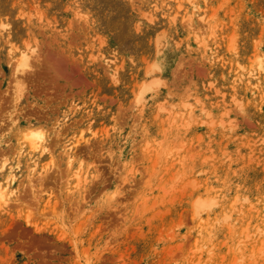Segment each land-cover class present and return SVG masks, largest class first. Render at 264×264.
Masks as SVG:
<instances>
[{
	"label": "rangeland",
	"instance_id": "374dc122",
	"mask_svg": "<svg viewBox=\"0 0 264 264\" xmlns=\"http://www.w3.org/2000/svg\"><path fill=\"white\" fill-rule=\"evenodd\" d=\"M11 174L0 264H264V0H0Z\"/></svg>",
	"mask_w": 264,
	"mask_h": 264
},
{
	"label": "bare ground",
	"instance_id": "6f19581e",
	"mask_svg": "<svg viewBox=\"0 0 264 264\" xmlns=\"http://www.w3.org/2000/svg\"><path fill=\"white\" fill-rule=\"evenodd\" d=\"M260 73V72H259ZM23 134H24V132H23ZM27 134V133H26ZM22 137V136H21ZM22 138H25V140L29 143V144H27L28 145V147L30 146V149L29 150H32V151H36L37 150V148H38V144L37 143H39V142H34V139H40V136L38 135V134H36L35 132H31V133H28L27 135H24V137H22ZM26 142V143H27ZM40 149H41V147H40ZM43 149V148H42ZM21 150L22 149H19L18 150V155H20V154H22L21 153ZM44 150V149H43ZM44 152V151H43ZM71 160H70V156L69 155H67V164H69V162H70ZM35 162H33V164H34ZM35 166V165H34ZM2 167H3V165H2ZM1 167V168H2ZM10 168V167H9ZM33 168V167H32ZM6 179V178H5ZM14 181V175H10L9 177H8V179L6 180V183H1L0 182V203H5V201L7 200L6 199V196L7 195H9V187L12 185V182ZM12 193V192H11ZM261 235V234H260Z\"/></svg>",
	"mask_w": 264,
	"mask_h": 264
}]
</instances>
